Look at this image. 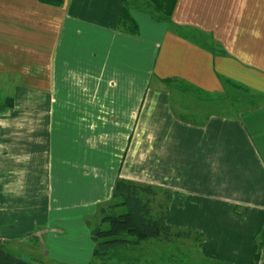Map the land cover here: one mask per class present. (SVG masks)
Wrapping results in <instances>:
<instances>
[{"label": "crops", "instance_id": "1", "mask_svg": "<svg viewBox=\"0 0 264 264\" xmlns=\"http://www.w3.org/2000/svg\"><path fill=\"white\" fill-rule=\"evenodd\" d=\"M123 6L0 0V243L67 239L61 264H93L77 242L121 178L170 191L169 224L204 237L194 264H264V0H178L165 31L131 11L137 37ZM178 83L251 105L188 119Z\"/></svg>", "mask_w": 264, "mask_h": 264}, {"label": "trees", "instance_id": "2", "mask_svg": "<svg viewBox=\"0 0 264 264\" xmlns=\"http://www.w3.org/2000/svg\"><path fill=\"white\" fill-rule=\"evenodd\" d=\"M44 1L56 5L63 2V0ZM126 1L124 0L118 29L124 34L137 37L140 27L133 17L131 6ZM177 3L178 0H146L141 6L138 2V8L143 7L144 12L157 23L171 24ZM165 83L174 84L175 82L168 80ZM177 85L183 88L179 87L181 91L187 90V87L184 89L185 85L179 83ZM160 194H163L164 201L159 204V210L156 211L154 207ZM171 199L172 195L168 190L118 179L114 186L112 202L100 208V222L88 221L87 223L91 240L95 244L94 259L105 263L120 259L121 251L139 249L144 243L151 241L171 243L193 237L194 241L200 245L204 241L201 234L191 230L176 231L169 224ZM7 246L0 243V264H32L12 253ZM263 249L264 232L260 239L257 261Z\"/></svg>", "mask_w": 264, "mask_h": 264}, {"label": "rangeland", "instance_id": "3", "mask_svg": "<svg viewBox=\"0 0 264 264\" xmlns=\"http://www.w3.org/2000/svg\"><path fill=\"white\" fill-rule=\"evenodd\" d=\"M145 1L146 0H139L140 6ZM135 5L136 4L131 3V10L134 14L139 13L140 15H143V14L147 15L144 12L143 7L139 9L138 4L136 6ZM169 25L170 24H167V25L163 24L160 26H162L163 31H165L166 29L169 28ZM198 38L201 42L204 41L202 36L199 35ZM205 43L207 42L205 41ZM155 83L156 82L153 81L151 85L153 86L155 85ZM176 86L180 87L179 85H176ZM173 91H174V95H177L176 93L178 91H176V89ZM183 93L186 96L188 95L186 97L188 101L194 100V103H195L189 106L190 109L188 108L190 112L189 114L190 116L188 117V119L193 118L194 120L198 122L205 120V118L210 115H233L236 112H244L250 107L251 105L250 101L252 100V97L249 96L248 94L241 92V91L234 90V89H231L224 94L214 95L211 97L203 95L201 93L193 92L191 90H185V92ZM176 100L177 99L175 98V102ZM187 100H184L185 101L184 103H187ZM177 109H178V113L182 112L180 110L182 108L177 107ZM163 201H164L163 194H160L157 200V204H155V207H154L156 211L159 210L158 206ZM101 207H99L98 211L96 212V216L93 218H90L88 221L100 222L99 220H100V208ZM87 228H88V225H87ZM89 231L90 229L87 231L88 236L85 239L83 237L79 238V241L77 243L80 246L86 245V244L95 245L93 241L91 240ZM77 232L82 235L81 228L76 229L75 233ZM52 238H56V235H54ZM56 239L50 240V238H41L40 240L34 237H29L27 239L28 245L23 246L24 247L23 249L25 251L17 252L13 250L12 246H7V248L8 250H10L12 253L17 255L18 257L23 258L31 262L32 264H61L62 263L60 259L61 257L66 258L70 256V255H67L69 252L70 243L69 241H67V239H64L62 241L56 240ZM52 242H58V243L53 244ZM42 243L45 245H43ZM197 245L198 243L194 241L193 237L192 239H189V240L181 239L179 241H175L171 243L162 242V241H151L148 243H144L139 249H134V250L130 249L129 251H125V252L121 251L120 259H114L112 261L110 260V261H107L106 263L99 262L94 259L93 264H194L193 261L199 259L198 254L196 252ZM72 247H73V251L71 253L72 255L71 257H74V255H76V249L74 245ZM45 252H50L51 253L50 257H48ZM123 258H126L127 260L124 261ZM91 261H92V258H90L88 263H90ZM200 264H203V263H200Z\"/></svg>", "mask_w": 264, "mask_h": 264}]
</instances>
